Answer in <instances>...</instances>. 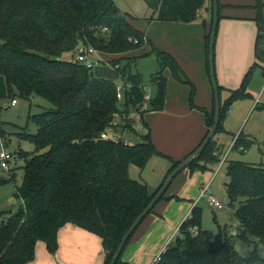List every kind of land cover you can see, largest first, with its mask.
<instances>
[{"label": "trees", "instance_id": "trees-1", "mask_svg": "<svg viewBox=\"0 0 264 264\" xmlns=\"http://www.w3.org/2000/svg\"><path fill=\"white\" fill-rule=\"evenodd\" d=\"M144 1L152 11V20L181 23L196 20L199 11L209 4L210 24L205 36L208 54L212 0ZM221 7L218 0V10ZM131 19L112 0H0V101L17 97L29 100L37 96L53 106L28 116L37 128L35 134H18L19 139L32 141L35 153H18L24 159V173L20 186L15 187L14 198L20 200L21 206L15 213H0V264L31 262L39 241L45 243L50 253H55L58 232L66 224L100 237L105 251L103 264H109L125 232L179 165L180 161L170 159L171 165L162 183L153 192L147 183L129 175L130 165L143 170L153 156H165L157 150L150 129L142 120L143 114L149 111L148 105L151 111L163 109L167 86L164 71L169 70L174 79L191 86V96L194 94L193 83L171 54L152 45L159 69L151 80L158 93L149 101H144L142 78L132 73L130 59L118 70L106 68L104 64L89 69L76 62L74 56L69 61L64 59L65 54L81 45L93 46L109 55H124L139 49L145 42V34L130 24ZM256 21L255 61L241 85L226 90L227 98L223 103L220 100L216 132L221 129L224 114L232 103L248 96L246 85L252 71L264 62V16L260 12ZM202 23L207 26L206 21ZM112 62L116 64L121 59ZM121 76L130 90L118 100L116 83ZM221 88L218 85L219 92ZM130 107L141 115L140 121L148 130L140 136L141 142L128 145L101 139L114 113L124 118ZM199 110L205 117V138L214 122V97L210 111ZM123 128L125 132L136 133L130 124ZM0 138L6 144L1 127ZM233 141L232 149L242 152L255 143L242 134ZM216 149L212 138L187 170L203 172L208 169L206 163H218ZM7 172L11 179L15 177L12 170ZM226 172L228 206L234 208L239 203L235 213L240 232L235 236L245 242L252 237L264 243V165L230 161ZM4 181L0 179V183ZM201 218V209L194 206L179 225L176 240L166 246L154 264H252L253 260H259L257 249L249 256H242L232 240L201 230ZM192 230H197V234L192 235ZM121 255L116 264L121 263Z\"/></svg>", "mask_w": 264, "mask_h": 264}, {"label": "rangeland", "instance_id": "rangeland-1", "mask_svg": "<svg viewBox=\"0 0 264 264\" xmlns=\"http://www.w3.org/2000/svg\"><path fill=\"white\" fill-rule=\"evenodd\" d=\"M112 1L119 10L133 18L130 20V24L145 34V42L139 49L127 54L107 55L103 52L102 57L106 60L121 59V62H118L120 64H125L130 59L132 73L141 76L142 85L145 89L149 88V93L154 99L158 89L151 77L159 67L156 56L152 52V45L173 56L170 51H175L174 35L165 32L164 28L165 25H168L167 23L171 22L152 20V11L148 9L144 0ZM219 3L222 7L218 12L215 40L216 79L218 85H220V80L224 79L228 88L236 89L241 85L243 76L255 61L253 50L258 29L256 17L258 12L264 16V0H219ZM206 13H208L207 19H209V11ZM199 21L201 25L202 21ZM207 24V28H209L210 23L207 22ZM262 44H264V38H262ZM192 51L195 52L193 46ZM75 54L76 51L67 53L64 59L69 61ZM174 58L176 59V57ZM177 62L179 63V61ZM206 69L205 67L203 79L208 87L207 92H205L199 77L190 78L185 73L195 87L192 96L191 86L177 81L169 70H165L167 86L163 109L151 111L149 105L146 107V110L149 111L143 114V123L148 124L152 142L157 150L165 156H153L148 160L143 170L130 165L129 175L134 180L147 183L150 192L155 191L162 183L171 165L170 159L175 160L173 154L176 145L182 142L191 127L204 124L205 117L199 109L210 101L212 108L213 88L210 83L209 71ZM246 90L249 93L248 96L232 103L224 114L221 129L213 136L217 146L215 152L219 159H222L227 153V162L212 178L206 195L201 197V188L208 184L212 171L216 170L219 162L206 163L205 166L208 169L203 172L199 170L189 172L187 169L186 172L182 171V174L173 180L164 198L155 205L153 213L160 211L163 216L160 221L161 225H166V230L170 227V235L172 234L168 241L170 244L178 237L177 231L174 232L176 226H179L184 220L183 217L196 206L201 209V230L210 231L213 235L220 234L221 237L232 240L236 251L242 256H249L257 249L259 260H253L252 264H264V243H259L252 237H249V242H245L235 236L240 232L239 218L235 213L239 203L236 202L234 208L228 206L229 200L225 188V182L228 180L226 172L228 162L240 161L250 165H264V62L253 69ZM219 97L222 103L227 98L225 87L220 89ZM16 100L17 105L14 106L9 105L11 102L9 99L0 101V127L6 137V144H3L0 138V154L5 152L12 155L8 166L15 173V177L11 179L7 170L0 166V179L5 180L0 183V213L5 214L15 213L21 206L20 200L14 199L15 187L20 186L24 173L22 169L24 159L19 157L18 153H35L32 141L21 140L18 134L22 132L35 134L37 128L29 122L28 116L53 109L50 103L37 96H33L29 100L17 97ZM121 110L124 111V109ZM128 114L129 121H135L138 129L136 133L124 132L123 137L128 145L138 144L141 142L140 136L146 134L148 130L140 122L141 115L137 111L130 107ZM239 134L255 143L246 152H242L240 149L228 151L234 143L233 140ZM45 151L46 149L41 150L40 153ZM184 175L186 177L182 178ZM209 195H212L220 203L219 207H215L209 202ZM171 196L178 199L171 198Z\"/></svg>", "mask_w": 264, "mask_h": 264}, {"label": "crops", "instance_id": "crops-1", "mask_svg": "<svg viewBox=\"0 0 264 264\" xmlns=\"http://www.w3.org/2000/svg\"><path fill=\"white\" fill-rule=\"evenodd\" d=\"M207 6L208 5L206 4L204 6L205 8L199 11L201 18H197L190 23L171 22L167 23L168 25H165L164 27L165 32H170L172 35H174L175 39V51L170 52L174 57H176L177 61H179L180 66L187 76L190 78L199 77V79H201L205 92L208 91V87L203 79V76H205V67H208V54L205 47V36L208 33V28L207 26H203V23H201V26L199 20L203 21L205 19V21L208 22V13H206L208 12ZM192 46L195 48V52L192 51ZM220 86L222 88L225 87L226 90H234L228 88L224 82V79L220 80ZM204 107L201 108L210 111L212 109L211 101L208 102V104ZM206 130L207 127L205 125V119L204 124H197L195 127H191L182 142H180V144L176 145L174 148V161H182L193 150H195L204 138ZM184 171L186 172V170ZM180 174H182V172ZM214 176V172L212 171V175L207 183L210 184ZM185 177L186 175H184L182 178ZM186 216L183 218L185 219ZM162 219L163 216L160 211L155 213L152 212L143 219L123 249L120 264L153 263L155 257L166 248L168 241L172 236V234L170 235V227L168 230H166V225H161L160 221ZM178 227L179 226H176L174 232L177 231ZM57 245L56 252L50 253L47 250L44 242H37L35 247V258L27 264L104 263L105 251L101 238L71 224H66L59 230L57 236Z\"/></svg>", "mask_w": 264, "mask_h": 264}, {"label": "built area", "instance_id": "built-area-1", "mask_svg": "<svg viewBox=\"0 0 264 264\" xmlns=\"http://www.w3.org/2000/svg\"><path fill=\"white\" fill-rule=\"evenodd\" d=\"M103 30H106V28H104ZM134 42L136 43L137 41L134 40ZM102 53H103L102 51L95 49L93 46L81 45L76 50V54L74 55V60L89 69L97 65H100V64H104L106 68H109L112 70H118L122 68V65L120 63L113 64L112 60H106L105 58H103ZM129 87L130 85L128 84V82H126V79L122 78L121 76L118 82L116 83V97L118 100H122L125 97L126 92L130 90ZM143 91H144V101H149L150 99H152L149 93V88H146V89L143 88ZM16 104H17V100L13 99L11 100L9 105L14 106ZM129 120H130L129 114L125 115V117L123 118L122 116L119 115V113H114L112 123L101 133L100 138L103 140H109L115 143L122 141L124 144H127L123 137V134L126 131L124 130L123 126L130 124L131 130L136 131L138 129V125L135 123V121H129ZM233 144L234 143H232V145L229 147L228 151L232 150ZM214 154L217 155L216 152ZM11 159H12L11 154L2 152L0 154V166L8 170L9 169L8 165ZM226 162H227V153L224 154L222 159H220L219 165L214 171V175H216L221 170V168L223 167L224 164H226ZM208 186H209V183L205 187L201 188V197L203 195H206L208 191ZM208 200L215 207L220 206V203L212 195H209ZM191 234L192 235L197 234V230H192ZM165 250L166 248L155 257L152 264L160 260V256L162 252H164Z\"/></svg>", "mask_w": 264, "mask_h": 264}, {"label": "water", "instance_id": "water-1", "mask_svg": "<svg viewBox=\"0 0 264 264\" xmlns=\"http://www.w3.org/2000/svg\"><path fill=\"white\" fill-rule=\"evenodd\" d=\"M212 9H213V19L210 26L209 31V44H208V70H209V77L211 81V85L214 91V102H215V115H214V122L211 126L208 134L204 138V140L201 142V144L193 150L188 156H186L182 161H180L177 168H175L172 173L165 179L164 183L158 190V192L155 194L153 199L150 201L148 206L138 215V217L134 220V222L131 224L129 229L125 232L123 237L121 238L118 247L110 261L109 264H116L117 260L119 259L123 248L128 241V239L131 237L135 229L138 227L140 222L149 214L150 210L155 206V204L158 202V200L162 197V195L167 191L168 187L171 185L172 181L177 177V175L186 170L187 167L196 159H198L203 152L204 148L208 144V142L213 138L215 135V132L218 127L219 123V117H220V97H219V91H218V83L216 79V73H215V40H216V29H217V23H218V0H212ZM199 18H201V15H199ZM40 58L42 59H48L46 55L38 54Z\"/></svg>", "mask_w": 264, "mask_h": 264}]
</instances>
